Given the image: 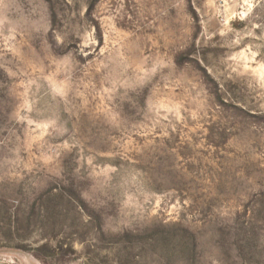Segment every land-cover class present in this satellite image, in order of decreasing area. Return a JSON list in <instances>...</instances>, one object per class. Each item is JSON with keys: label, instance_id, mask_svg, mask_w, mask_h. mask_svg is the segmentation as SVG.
Listing matches in <instances>:
<instances>
[{"label": "rangeland", "instance_id": "rangeland-1", "mask_svg": "<svg viewBox=\"0 0 264 264\" xmlns=\"http://www.w3.org/2000/svg\"><path fill=\"white\" fill-rule=\"evenodd\" d=\"M0 264H264V0H0Z\"/></svg>", "mask_w": 264, "mask_h": 264}]
</instances>
